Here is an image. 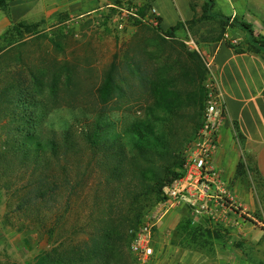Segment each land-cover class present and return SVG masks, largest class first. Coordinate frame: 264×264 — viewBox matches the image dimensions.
<instances>
[{"label": "rangeland", "instance_id": "rangeland-1", "mask_svg": "<svg viewBox=\"0 0 264 264\" xmlns=\"http://www.w3.org/2000/svg\"><path fill=\"white\" fill-rule=\"evenodd\" d=\"M189 1L193 19L164 28L150 1L121 0L93 4L91 10L85 11L68 8L58 21L31 28L27 36L21 34L20 38L8 29V36L0 41V81L27 78L40 92L38 97L57 109L51 112L48 122L60 127L64 120H72L71 113L62 106L75 99L67 93L66 75L78 77L77 84L86 96L83 101L88 104L94 101L88 94L97 89L114 66L122 81H118L120 87L124 91L127 85L130 87L127 96L116 97L108 104L120 107L114 115L122 131L125 113L142 117L145 107L155 106L156 96L139 86V68L154 82L161 99L158 122L166 124L167 107L182 114L183 119L176 122L179 139L173 151L186 159L203 125L214 78L207 46L220 35V42L241 45L233 42L239 38L229 35V27L224 28L216 17L206 16V0ZM191 21L195 22L190 24ZM248 49L254 51L250 45ZM190 53H197L203 61L205 76L201 63L192 61ZM259 54L264 56L262 51ZM225 123L226 120L219 128V144L211 158L219 178L211 191L210 210L198 214L188 204L168 210L165 200L155 205L139 226L144 222L156 225L153 256L148 264H264V181L235 125L231 127L233 148L222 164L216 163ZM0 139H4L1 130ZM87 160L85 156L83 165ZM239 163L243 170L238 171ZM73 167L70 179L74 188H62L53 208L41 213L36 209L17 210L23 195L17 191L28 181L25 172L14 170L0 181L6 187L0 189V264H35L42 254L68 241L76 244L88 238V225L99 213L97 196L105 194L104 176L98 168H81L78 161L73 162ZM181 173L183 177L184 167ZM131 254L138 264L132 251Z\"/></svg>", "mask_w": 264, "mask_h": 264}, {"label": "trees", "instance_id": "trees-1", "mask_svg": "<svg viewBox=\"0 0 264 264\" xmlns=\"http://www.w3.org/2000/svg\"><path fill=\"white\" fill-rule=\"evenodd\" d=\"M8 1L0 0V7ZM206 2L208 18H218L224 28L239 25L252 38L249 45L254 52H264V38H255L250 26L244 23H231L230 18L213 13V1ZM222 39L220 35L210 42ZM189 55L192 61L201 63L205 76L207 69L199 55ZM137 70L139 86L156 96L155 106L145 107L142 117L125 113L122 131L114 115L120 107L108 104L116 97L127 96L130 87L127 85L126 91L120 87L114 66L97 89L88 94L94 100L88 104L83 101L86 96L77 84L78 77L66 75L67 93L75 99L62 106L71 113L72 120H64L60 127L48 122L51 112L57 109L38 97L40 92L33 89L27 78L0 81V130L4 134V139H0V181L14 170L28 176L27 183L17 191L23 193L18 212L52 209L62 188H74L70 179L74 161L87 170L98 168L104 176L105 194L97 196L95 206L99 213L88 225V238L76 244L68 241L42 254L35 264H136L130 251L134 238L131 231L138 229L144 216L166 199L165 188L182 177L185 159L173 149L179 139L176 122L183 116L167 107L166 124L158 122L161 99L154 82ZM32 77L38 83V78ZM54 79L58 77L55 75ZM85 156L87 165H83ZM243 168L239 163L238 171ZM2 188L6 187L0 185Z\"/></svg>", "mask_w": 264, "mask_h": 264}, {"label": "crops", "instance_id": "crops-1", "mask_svg": "<svg viewBox=\"0 0 264 264\" xmlns=\"http://www.w3.org/2000/svg\"><path fill=\"white\" fill-rule=\"evenodd\" d=\"M121 0H10L0 7V41L7 30L28 35L31 28L58 21L68 8L91 10V5H107ZM162 19V27L190 21L194 17L189 0H148ZM212 12L250 26L255 38H264V0H212ZM39 23L41 25H39ZM234 43L209 44L208 57L218 80L226 106V123L221 131V148L216 163L226 160L233 148L232 125L245 141L247 152L255 158L256 170L264 181V56L248 49L251 37L239 25L229 26ZM11 35V34H10ZM247 43V45H243Z\"/></svg>", "mask_w": 264, "mask_h": 264}, {"label": "built area", "instance_id": "built-area-1", "mask_svg": "<svg viewBox=\"0 0 264 264\" xmlns=\"http://www.w3.org/2000/svg\"><path fill=\"white\" fill-rule=\"evenodd\" d=\"M226 106L218 80L214 77L206 102V112L194 148L185 159V175L165 188V206L190 205L196 213L210 210L212 188L218 174L211 164L217 150L219 128L226 120ZM156 225L144 222L134 233L131 251L138 264H148L153 256V229Z\"/></svg>", "mask_w": 264, "mask_h": 264}]
</instances>
